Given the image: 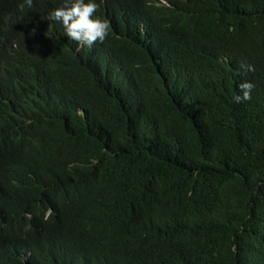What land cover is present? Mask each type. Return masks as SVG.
I'll use <instances>...</instances> for the list:
<instances>
[{
	"label": "trees",
	"instance_id": "obj_1",
	"mask_svg": "<svg viewBox=\"0 0 264 264\" xmlns=\"http://www.w3.org/2000/svg\"><path fill=\"white\" fill-rule=\"evenodd\" d=\"M22 2L0 0V264H264V0H95L91 47L48 20L63 0Z\"/></svg>",
	"mask_w": 264,
	"mask_h": 264
},
{
	"label": "clouds",
	"instance_id": "obj_2",
	"mask_svg": "<svg viewBox=\"0 0 264 264\" xmlns=\"http://www.w3.org/2000/svg\"><path fill=\"white\" fill-rule=\"evenodd\" d=\"M27 6H33V0H23L19 4L21 11ZM99 4L95 0H63L61 6L55 8L48 14V20L59 21L63 24L66 35L78 42L80 45L91 47L97 41L103 42L110 28L108 20H102L95 17L94 14L98 11ZM249 71L251 67L249 66ZM255 85L249 81L242 82L239 85L242 95H237L235 101L251 100V92Z\"/></svg>",
	"mask_w": 264,
	"mask_h": 264
}]
</instances>
